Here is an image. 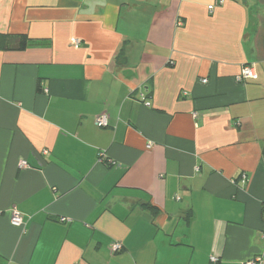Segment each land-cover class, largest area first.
Returning <instances> with one entry per match:
<instances>
[{
	"label": "crops",
	"instance_id": "1",
	"mask_svg": "<svg viewBox=\"0 0 264 264\" xmlns=\"http://www.w3.org/2000/svg\"><path fill=\"white\" fill-rule=\"evenodd\" d=\"M0 35V264L264 260V0H0Z\"/></svg>",
	"mask_w": 264,
	"mask_h": 264
},
{
	"label": "built area",
	"instance_id": "2",
	"mask_svg": "<svg viewBox=\"0 0 264 264\" xmlns=\"http://www.w3.org/2000/svg\"><path fill=\"white\" fill-rule=\"evenodd\" d=\"M217 4H221V1L217 2ZM214 8V6H208V10L212 11V9ZM180 25V23H178ZM70 44L73 48H78L80 46V42L76 39H71L70 40ZM257 79V75L256 72L253 68L252 65H245L243 66V68L241 69L240 74L236 77L237 82H244L246 80H256ZM148 105V104H146ZM94 123L96 125V127L98 128H106L108 126V116L106 114H100L97 117H95L94 119ZM105 159V156L103 155L102 152L99 153V161H103ZM26 164L25 162H21L20 166L24 167ZM246 179V176L243 175L242 176V182L244 183ZM262 211L264 212V202L262 203ZM9 220H10V224L13 227H21L23 225V220L20 216V214L15 210V208H11L9 210ZM122 250V246L121 243L119 242H114L111 245V252L112 253H117L119 251ZM212 262H216L217 259L216 258H211ZM242 264H264V260L262 257H255L252 258L246 262H243Z\"/></svg>",
	"mask_w": 264,
	"mask_h": 264
},
{
	"label": "trees",
	"instance_id": "3",
	"mask_svg": "<svg viewBox=\"0 0 264 264\" xmlns=\"http://www.w3.org/2000/svg\"><path fill=\"white\" fill-rule=\"evenodd\" d=\"M0 41L3 43L4 48H7L6 44H7V41H9L11 43L10 47L13 50H17V51L25 50L27 47L33 45L31 44V42L25 35H20V36L11 37V38L9 36L0 35ZM37 90H39V88H37ZM150 209L154 211L152 207Z\"/></svg>",
	"mask_w": 264,
	"mask_h": 264
}]
</instances>
